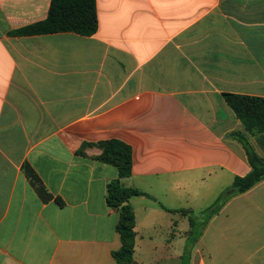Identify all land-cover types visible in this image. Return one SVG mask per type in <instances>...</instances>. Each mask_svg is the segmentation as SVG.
Listing matches in <instances>:
<instances>
[{
	"label": "crops",
	"instance_id": "crops-1",
	"mask_svg": "<svg viewBox=\"0 0 264 264\" xmlns=\"http://www.w3.org/2000/svg\"><path fill=\"white\" fill-rule=\"evenodd\" d=\"M51 2L0 0V264H117L106 196L120 172L98 159L110 140L132 149L121 184L145 194L130 200L134 264H264V181L200 228L252 170L230 135L264 158L224 97L264 99V0H97L91 37L13 34Z\"/></svg>",
	"mask_w": 264,
	"mask_h": 264
},
{
	"label": "trees",
	"instance_id": "trees-1",
	"mask_svg": "<svg viewBox=\"0 0 264 264\" xmlns=\"http://www.w3.org/2000/svg\"><path fill=\"white\" fill-rule=\"evenodd\" d=\"M98 29L97 0H52L46 20L18 30L13 34L17 36H36L75 33L84 37H91L98 32ZM224 97L228 106L243 123L246 132L256 137L259 145L264 149V99L236 94H224ZM230 137L243 146L252 170L245 177H237L232 186L224 190L216 202L202 212L204 219L200 228L204 227L231 199L248 192L264 181V158L257 153L249 136L235 132ZM86 147L87 145L84 146L81 152ZM99 147L102 149V154L98 159L106 164L116 166L120 172V179L132 175L133 153L129 145L118 140H110L100 143ZM23 168L32 187L44 202L56 200L60 205H63L60 198H55L48 191L43 181L29 164H24ZM120 179L108 184L106 196L108 207L117 210L120 215L117 232L120 235L122 246L113 253V256L117 264H134L136 216L130 200L134 197L145 196V194L136 189L124 187ZM177 212L189 218L194 233L199 231L197 227L198 220L191 215L190 210Z\"/></svg>",
	"mask_w": 264,
	"mask_h": 264
},
{
	"label": "rangeland",
	"instance_id": "rangeland-1",
	"mask_svg": "<svg viewBox=\"0 0 264 264\" xmlns=\"http://www.w3.org/2000/svg\"><path fill=\"white\" fill-rule=\"evenodd\" d=\"M194 216H195V215H194ZM197 216H199V214H196V216H195V217H197ZM197 231H198V230H197ZM197 233H198V232H197ZM197 233H196V234H197Z\"/></svg>",
	"mask_w": 264,
	"mask_h": 264
}]
</instances>
